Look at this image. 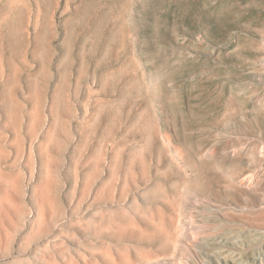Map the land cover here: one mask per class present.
Wrapping results in <instances>:
<instances>
[{"label": "rangeland", "instance_id": "obj_1", "mask_svg": "<svg viewBox=\"0 0 264 264\" xmlns=\"http://www.w3.org/2000/svg\"><path fill=\"white\" fill-rule=\"evenodd\" d=\"M0 264H264V0H0Z\"/></svg>", "mask_w": 264, "mask_h": 264}]
</instances>
